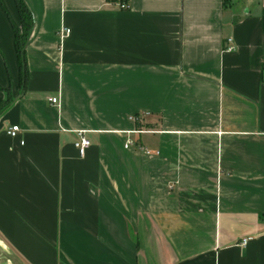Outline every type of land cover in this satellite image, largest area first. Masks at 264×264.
Segmentation results:
<instances>
[{
    "label": "crops",
    "instance_id": "crops-1",
    "mask_svg": "<svg viewBox=\"0 0 264 264\" xmlns=\"http://www.w3.org/2000/svg\"><path fill=\"white\" fill-rule=\"evenodd\" d=\"M22 1L33 29L20 94V18L0 0V89L14 100L0 115V236L15 253L264 264V0Z\"/></svg>",
    "mask_w": 264,
    "mask_h": 264
},
{
    "label": "trees",
    "instance_id": "trees-1",
    "mask_svg": "<svg viewBox=\"0 0 264 264\" xmlns=\"http://www.w3.org/2000/svg\"><path fill=\"white\" fill-rule=\"evenodd\" d=\"M115 2L124 3L126 0H111ZM18 15L20 18V28H14V51L17 60L18 67V86L17 90L20 94H23L26 90L28 82V70L26 65V46L31 36L33 29V17L22 0H14ZM123 5V4H122ZM261 79L264 83V65L261 70ZM0 93L7 95V98H3L0 101V115L5 112L13 103V98L10 95V90L0 89Z\"/></svg>",
    "mask_w": 264,
    "mask_h": 264
},
{
    "label": "built area",
    "instance_id": "built-area-1",
    "mask_svg": "<svg viewBox=\"0 0 264 264\" xmlns=\"http://www.w3.org/2000/svg\"><path fill=\"white\" fill-rule=\"evenodd\" d=\"M118 8L120 10H127L128 9V6L126 5H118ZM70 34V31L67 30V29H63L61 32H60V36L61 38H65L67 37L68 35ZM231 41L228 42V46L225 48V52L227 53H230V52H233L234 51V47L230 45ZM49 102L53 105H55L56 103H58V101L56 99H50ZM133 122L134 123H137L139 122L140 120V116L138 117H134L132 118ZM19 128L17 126H12V127H9L7 130H6V135L11 138V139H15L17 137V135L19 134ZM143 132H139V131H136L135 134H142ZM91 144H90V141L85 137V134L84 132H78L76 134V140L74 141L73 143V148L76 150L78 156L80 158H83L87 152V150L90 148ZM137 148V151H139L141 154H143L144 156L146 157H151V156H158V153H152L151 151H149L147 148H143V147H137L135 146V144L127 139L125 144H124V148L127 150V149H131V148ZM248 240L247 239H244L241 241L240 243V246L241 247H244L246 246Z\"/></svg>",
    "mask_w": 264,
    "mask_h": 264
},
{
    "label": "rangeland",
    "instance_id": "rangeland-1",
    "mask_svg": "<svg viewBox=\"0 0 264 264\" xmlns=\"http://www.w3.org/2000/svg\"><path fill=\"white\" fill-rule=\"evenodd\" d=\"M4 98L7 95L4 94ZM0 264H27L13 248L0 236Z\"/></svg>",
    "mask_w": 264,
    "mask_h": 264
}]
</instances>
